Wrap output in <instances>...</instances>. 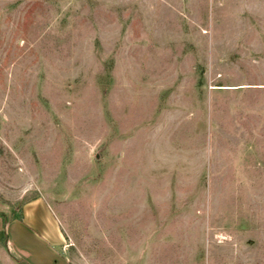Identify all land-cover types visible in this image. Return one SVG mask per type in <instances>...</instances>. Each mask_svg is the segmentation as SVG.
<instances>
[{
	"label": "rangeland",
	"instance_id": "1",
	"mask_svg": "<svg viewBox=\"0 0 264 264\" xmlns=\"http://www.w3.org/2000/svg\"><path fill=\"white\" fill-rule=\"evenodd\" d=\"M36 201L69 264H264V0H0V264Z\"/></svg>",
	"mask_w": 264,
	"mask_h": 264
},
{
	"label": "crops",
	"instance_id": "2",
	"mask_svg": "<svg viewBox=\"0 0 264 264\" xmlns=\"http://www.w3.org/2000/svg\"><path fill=\"white\" fill-rule=\"evenodd\" d=\"M8 244L22 264H69L65 237L52 211L42 202L24 208L22 218L5 226Z\"/></svg>",
	"mask_w": 264,
	"mask_h": 264
}]
</instances>
